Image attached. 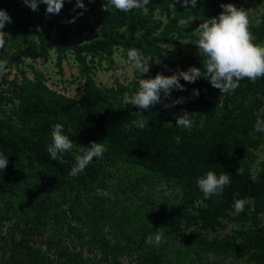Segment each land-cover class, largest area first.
<instances>
[{
  "label": "trees",
  "instance_id": "1",
  "mask_svg": "<svg viewBox=\"0 0 264 264\" xmlns=\"http://www.w3.org/2000/svg\"><path fill=\"white\" fill-rule=\"evenodd\" d=\"M104 2L83 0L87 11L78 16L76 0L47 15L43 3L33 11L23 0H0L12 19L4 29L12 39L0 59L17 71L12 79L0 76V152L9 161L0 170V264H264V159L258 158L264 132L254 129L257 116L264 118V77L242 80L226 94L204 78L181 80L186 90L171 95L185 103L157 104L142 116L123 103L138 81L109 88L94 81L102 62L110 69L116 53L126 62L130 48L151 62L160 59L161 73L171 75L168 45L180 50L182 39H198L182 23L198 28L219 15L221 4L256 5L250 30L264 44V0H197L194 8L172 9L173 0H150L127 13L106 12ZM193 51L192 66L202 69L204 57L195 45ZM51 53L59 68L67 56L76 62L84 86L78 98L50 88L26 62H47ZM179 70L187 68L180 63ZM157 73L154 68L150 76ZM184 110L195 112L203 128L177 127ZM139 119L149 122L142 130L133 123ZM56 123L74 144L63 164L47 152ZM92 141L107 151L70 175L80 147ZM209 170L231 174V183L205 198L196 181ZM158 187L168 194L156 196ZM243 198L250 203L236 213L234 200ZM228 223L236 227L209 236ZM158 229L164 241L147 244Z\"/></svg>",
  "mask_w": 264,
  "mask_h": 264
},
{
  "label": "clouds",
  "instance_id": "2",
  "mask_svg": "<svg viewBox=\"0 0 264 264\" xmlns=\"http://www.w3.org/2000/svg\"><path fill=\"white\" fill-rule=\"evenodd\" d=\"M65 0H23V3L33 11H38L40 3L45 4L47 14H59L63 8ZM71 2V0H69ZM94 2V0H89ZM150 0H105L102 10L109 12L115 8L121 12H130L133 9H144L149 5ZM197 0H173L169 8L196 7ZM222 11L218 16L204 19L196 29L198 39L195 46L198 53L204 57L203 68L190 66L187 70H175L171 75H164L158 72L155 77L141 78L138 81L136 90L123 97L125 105L134 106L142 113L148 111L157 104L164 109L174 108L176 105L185 103V97L172 99L173 90L185 91L184 84L195 83L197 79L204 78L209 81L212 87L218 89L221 94L234 92L240 87L242 80L255 82L258 78L264 77V44L255 43V37L250 30L251 17L254 15L252 8L237 7L233 3L221 4ZM75 8L82 9L77 15H83L87 11L83 0H76ZM75 17L69 21L74 22ZM12 19L8 13L0 8V49L6 45V41L12 39L9 32L4 31L6 24H11ZM126 72L128 74L139 71L142 76L149 72V63L143 59V54L139 49L130 48L127 51ZM9 64L8 58L0 59V72H4ZM117 75H125V71H120ZM198 89H193L191 95L199 96ZM195 112L184 110L176 117V126L191 131L194 127L203 128V122L199 125L195 121ZM138 129H144L147 123L143 119L134 121ZM254 129L256 132H264V118L257 116ZM74 148L73 140L64 133L63 125L56 123L51 131V143L47 147L53 161L63 164L67 161L64 158L66 152ZM107 151V147L102 142L92 141L89 145L81 146L79 153L75 156L71 166L70 175L77 176L93 161L94 158H102ZM8 157L0 152V170L7 168ZM231 174L222 172L217 175L209 170L197 178V186L205 198L213 195L219 196L226 186L231 183ZM250 203L248 198L235 199L234 210L236 213L244 211L245 206ZM164 241V235L158 229L156 234L149 236L146 243L149 245H159Z\"/></svg>",
  "mask_w": 264,
  "mask_h": 264
},
{
  "label": "rangeland",
  "instance_id": "3",
  "mask_svg": "<svg viewBox=\"0 0 264 264\" xmlns=\"http://www.w3.org/2000/svg\"><path fill=\"white\" fill-rule=\"evenodd\" d=\"M252 9L255 11L256 5H254ZM182 26L184 30L191 28V31L198 37L197 28L193 25L192 21H185L182 23ZM180 42V50H177L175 44H171L168 45L167 52L165 53L166 60L170 64L169 67L173 70L179 69L180 63L183 67L188 69L192 66L193 58H195L196 55L193 51V46L196 41H193L191 38H185ZM113 60L114 63L110 69H108V64L106 62H102L101 67L96 70L94 81L97 85L109 88L115 87V83L118 82L127 86L134 80L139 81V79L145 78V76H150L154 68L160 73L163 69V62L160 59H155L153 62L144 59L146 63H149V72L147 74L142 76L139 71L128 74L126 72V63L121 58L120 54L116 53ZM26 62L32 64L36 70L43 74L46 84L53 90L64 93L66 96L72 98H78L80 94H82L84 88L83 80L79 78L78 66L72 56H67L61 63L60 68L57 66L55 55L52 53L47 62H31L29 60ZM25 70L27 71L28 77L32 78L33 74L31 70L28 68H25ZM120 71H125V75H117ZM16 73L17 71L15 69H11L0 72V76L5 75L8 76L9 79H12ZM258 158L259 160L264 159V148L258 152ZM153 192L158 197H161L163 194H168V192L164 191L161 187L156 188ZM109 193L110 191L103 192V194ZM234 227L236 226L232 223H228L224 229L219 230L217 233H210L209 236L212 237L217 234L220 236L224 235L230 232Z\"/></svg>",
  "mask_w": 264,
  "mask_h": 264
}]
</instances>
